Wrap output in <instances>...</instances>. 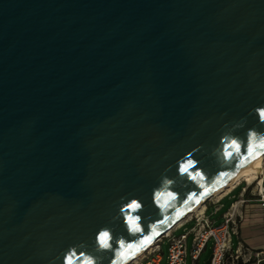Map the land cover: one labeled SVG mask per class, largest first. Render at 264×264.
Here are the masks:
<instances>
[{
  "label": "water",
  "instance_id": "water-1",
  "mask_svg": "<svg viewBox=\"0 0 264 264\" xmlns=\"http://www.w3.org/2000/svg\"><path fill=\"white\" fill-rule=\"evenodd\" d=\"M259 107L264 0H0V264H121L264 150Z\"/></svg>",
  "mask_w": 264,
  "mask_h": 264
},
{
  "label": "built area",
  "instance_id": "built-area-1",
  "mask_svg": "<svg viewBox=\"0 0 264 264\" xmlns=\"http://www.w3.org/2000/svg\"><path fill=\"white\" fill-rule=\"evenodd\" d=\"M254 181H256L255 200L260 214L261 228L264 231V163H262L259 172L250 184L244 182L245 186L242 187V191H247ZM240 184L241 182L234 186L232 190ZM234 210L235 208H232V211L224 216L222 224L215 226L205 215L204 205L201 211L190 214L187 219H184L171 231L161 235L158 241L145 250L140 258L133 259L128 264H161L163 260L161 244L164 241L168 243L166 264H187V241L189 237H191L189 256L192 264L198 262L200 255L206 249L208 243L211 244L209 264H225L228 259H237L242 252L247 251L251 253L248 248L243 247L241 244H238L236 250L231 249V239L238 233L236 221L238 215ZM186 223H192L190 229L178 236H174V232ZM254 256L259 262L264 261L262 253H254Z\"/></svg>",
  "mask_w": 264,
  "mask_h": 264
},
{
  "label": "crops",
  "instance_id": "crops-1",
  "mask_svg": "<svg viewBox=\"0 0 264 264\" xmlns=\"http://www.w3.org/2000/svg\"><path fill=\"white\" fill-rule=\"evenodd\" d=\"M234 189H230L220 197L213 201H210L205 205V215L208 216V211L210 207L214 208V212L222 211L221 203L227 198ZM235 208V213L238 215L236 221L238 222L237 235L233 236L231 239V249L236 250L238 244L243 247L248 248L254 253H262L264 255V231H262L260 224V214L257 210V202L255 199H251L248 191H241L239 193V198L230 203L228 209L222 212V219L224 216ZM250 208V209H249ZM255 208V209H251ZM214 224V221H212ZM233 239H235V246H233Z\"/></svg>",
  "mask_w": 264,
  "mask_h": 264
},
{
  "label": "bare ground",
  "instance_id": "bare-ground-1",
  "mask_svg": "<svg viewBox=\"0 0 264 264\" xmlns=\"http://www.w3.org/2000/svg\"><path fill=\"white\" fill-rule=\"evenodd\" d=\"M262 162H264V150L256 153L254 156H252L247 161H245L227 180H225L222 184H220L219 186L208 192L198 202H196L186 211L181 213L178 217H176L173 221H171L162 232H160L158 235H156L155 237L147 241L144 245H142L140 248H138L133 254L127 257L121 264H128L133 259L136 260L140 258L145 252V250H147L156 241H158L161 235H164L169 231H171L175 226L180 224L190 214H194L201 211L204 208V205L207 201L220 197L221 195H223L224 193H226L227 191H229L230 189H232L234 186H236L242 181L250 184L255 179L256 174L259 172Z\"/></svg>",
  "mask_w": 264,
  "mask_h": 264
},
{
  "label": "rangeland",
  "instance_id": "rangeland-1",
  "mask_svg": "<svg viewBox=\"0 0 264 264\" xmlns=\"http://www.w3.org/2000/svg\"><path fill=\"white\" fill-rule=\"evenodd\" d=\"M264 163V162H262ZM262 166V165H261ZM245 186V183L244 181L241 182V184L239 186H237L234 191H232V193L227 197L225 198L222 203H221V208H222V211H218V212H214V208L213 207H210L209 208V211H208V218L210 219V221H214V225L215 226H218L220 224L223 223V219H222V212L226 211L230 205L231 202H233L234 200H237L239 198V193L241 191V188ZM249 192V195H250V198L251 199H255L256 198V181H254L249 189L247 190ZM216 198L214 199H211L209 201H207L205 203V205H207L208 202L210 201H213L215 200ZM250 209V208H249ZM251 209H255V208H251ZM258 210V208H257ZM259 211V210H258ZM188 216L185 218L187 219ZM237 225H238V222H237ZM192 226V223H186L183 227L179 228L178 230H176L174 232V236H178L180 235L181 233H184L185 231H188L190 229V227ZM190 242H191V237L188 238V241H187V253H188V256H187V264H192L191 262V258L189 256V253H190ZM235 239H233V246H235ZM161 249H162V263L161 264H166V256H167V249H168V243L167 241H164L162 244H161ZM210 254H211V244L208 243L206 249L202 252V254L200 255L199 257V260L197 263L195 264H205L206 261L208 260V258L210 257ZM237 262H240V264H264V261H258V259L254 256L253 252L251 251V253L245 251V252H242L237 259L233 258V259H228L226 261L225 264H237Z\"/></svg>",
  "mask_w": 264,
  "mask_h": 264
},
{
  "label": "clouds",
  "instance_id": "clouds-1",
  "mask_svg": "<svg viewBox=\"0 0 264 264\" xmlns=\"http://www.w3.org/2000/svg\"><path fill=\"white\" fill-rule=\"evenodd\" d=\"M262 123H264V107H259L254 110ZM258 134L254 130H249L248 136L249 138L257 136ZM224 140L227 141L225 143L224 149H223V155L225 158H228L231 156L233 149L237 148V140L236 139H230L229 137H224ZM181 171H184L183 168H181ZM166 184H170L171 181H168L165 179L164 181ZM140 205L137 202H132L128 205V208L134 212L136 211ZM139 219V217H133L132 215H129L127 217V222L129 225H134L136 221ZM98 250L108 249L111 247V244L109 241L111 240V236L108 232V230H103L98 238ZM123 241H121L122 243ZM65 264H97V259L92 257L91 255L85 254L83 252L79 253L77 255L76 249L71 248L69 249L68 253H66V260ZM113 264H115V261H113Z\"/></svg>",
  "mask_w": 264,
  "mask_h": 264
},
{
  "label": "trees",
  "instance_id": "trees-1",
  "mask_svg": "<svg viewBox=\"0 0 264 264\" xmlns=\"http://www.w3.org/2000/svg\"><path fill=\"white\" fill-rule=\"evenodd\" d=\"M237 264H240V262H237Z\"/></svg>",
  "mask_w": 264,
  "mask_h": 264
}]
</instances>
